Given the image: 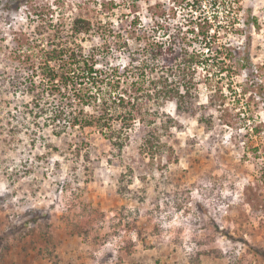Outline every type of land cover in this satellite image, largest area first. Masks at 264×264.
<instances>
[{"label":"rangeland","instance_id":"obj_1","mask_svg":"<svg viewBox=\"0 0 264 264\" xmlns=\"http://www.w3.org/2000/svg\"><path fill=\"white\" fill-rule=\"evenodd\" d=\"M190 3L0 0V264H264V0H239L231 19L222 10L226 30L214 45L242 61L233 76L197 67L202 102L215 86L228 93L215 124L207 128L198 113L180 115L172 100L162 102L161 114L177 121L163 136L175 154L138 160L145 179L126 177L125 193L121 174L140 125L120 158L96 128L47 125V114L30 113L29 64L71 32L75 17L95 23L77 41L124 67L154 41L206 50ZM203 8L214 9L210 1ZM102 30L113 33L102 40ZM223 109L228 115L219 120Z\"/></svg>","mask_w":264,"mask_h":264},{"label":"trees","instance_id":"obj_2","mask_svg":"<svg viewBox=\"0 0 264 264\" xmlns=\"http://www.w3.org/2000/svg\"><path fill=\"white\" fill-rule=\"evenodd\" d=\"M205 1H210L214 8L211 14L205 13ZM238 3L239 0H191V8L199 10V14L192 19L196 23L194 28L198 30L196 37L199 42L205 43L207 49L203 50L202 46L190 50L176 39L154 41L143 47L142 57H132L124 67L100 59L95 44L87 49L77 41L79 35L90 34L95 23L86 16L75 17L71 32L63 33L58 41H49L43 60L39 64H29L30 74L24 81L26 92L31 97L30 113L34 117L47 114V125H69L81 130L94 127L107 138L120 158L133 138L131 132L136 131L133 128L140 125L137 151L129 157L131 163L125 165L121 174L119 190L125 193L128 188L126 177L140 176L145 179L140 171L142 169L136 165L138 160L146 157L154 160L165 153H171L170 156L175 154L174 147L163 136L170 130L168 125L177 121L169 114H161L162 102L172 100L180 115L198 113V122L207 128L215 124L214 111H221L228 93L215 86L206 103L202 102L196 79L197 67L203 64L213 71L219 68L220 72L233 76L240 66L242 61L237 60L232 48L224 46L219 49L214 45L220 28L226 30L220 16L222 10L231 19ZM101 5L106 6L105 3ZM112 33H107V30L98 32L102 40ZM214 48L220 56L215 55ZM223 54L225 58L221 57ZM226 58L230 63L225 61ZM100 61L104 62L101 67ZM248 64L241 63V66L245 68ZM209 74L213 76V73ZM37 75L41 76L39 80ZM228 88L231 95L237 92L232 86ZM260 94L264 97V90ZM154 105L159 106L156 115L152 112ZM227 115L223 109L218 118L222 120ZM250 118L253 117L250 115ZM253 120L248 125H254L252 131L257 134L258 124ZM85 146L84 141L78 142L76 152L82 153Z\"/></svg>","mask_w":264,"mask_h":264}]
</instances>
